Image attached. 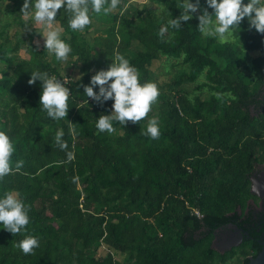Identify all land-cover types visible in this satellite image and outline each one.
Instances as JSON below:
<instances>
[{
    "label": "trees",
    "instance_id": "trees-1",
    "mask_svg": "<svg viewBox=\"0 0 264 264\" xmlns=\"http://www.w3.org/2000/svg\"><path fill=\"white\" fill-rule=\"evenodd\" d=\"M13 1L20 12L23 0ZM121 1L117 11L93 13L83 31L68 26L63 8L57 11L56 21L73 49L69 57L83 63L79 81L67 82L70 107L60 120L42 110L39 79L29 83L34 68L64 79L60 68L46 61L47 50L17 60L0 41V64L12 70L5 76L0 69V127L16 145L13 171L0 180V190H19L31 206L27 233L0 228V264H227L238 251L241 264H248L264 240V227L259 229L254 212L247 215L251 176L264 163V100L259 98L264 33L250 28L246 17L235 28L246 49L261 53L248 74L250 65L241 49L204 36L197 16L183 21L181 28L168 26L161 37L166 21L157 10L132 12ZM158 2L169 18L179 15L177 0ZM99 22L112 26L94 37ZM98 39L104 42L96 45ZM136 40L143 49L133 47ZM118 52L148 80H154L150 66L155 59L182 56L190 65L183 79L196 81L207 70V85L222 96L192 103L178 93L176 103L159 116V138L144 134L147 117L132 122L134 127L121 135L100 131L95 121L112 110L113 101L97 103L83 92V84L90 82L93 67H108L98 61ZM119 127L125 126L114 121V131ZM58 129L64 131L72 159L68 150L56 146ZM19 160L23 164L16 169ZM230 222L248 228L251 237L240 248L221 253L212 244L214 233ZM26 234L40 238L39 247L27 254L16 246ZM100 243L128 259L117 260L113 252L97 256L91 250Z\"/></svg>",
    "mask_w": 264,
    "mask_h": 264
},
{
    "label": "clouds",
    "instance_id": "clouds-1",
    "mask_svg": "<svg viewBox=\"0 0 264 264\" xmlns=\"http://www.w3.org/2000/svg\"><path fill=\"white\" fill-rule=\"evenodd\" d=\"M178 3L181 11L179 15H172L166 25L159 29L161 37L168 31V26L181 28L182 22L194 15L199 20V32L204 36L217 37L221 42L230 37L235 28H240L245 17L250 28L264 33V0H178ZM118 4L119 0H23L20 13L22 18L31 20L36 26L44 37V46L54 53L56 60L66 61L73 49L64 37L63 26L56 23L57 11L63 8L67 13L68 26L72 30L83 31L92 23L93 13H109ZM60 77L34 68L29 79V83H35L37 79L41 82L39 104L55 120L67 117L72 93L65 79L61 80ZM83 88L87 97L97 103L103 104L109 99L113 101L112 110L101 112L95 121L100 131H114V121L125 125L129 121L139 122L148 117L144 134L152 138L161 135L159 118L156 115L148 116L153 102L160 95L158 83L142 79L139 68L123 53H116L108 67L95 71ZM69 122L70 128L73 127L72 121ZM54 139L57 147L68 150L63 129L56 131ZM15 151V141L5 128L0 127V180L13 171ZM67 156L72 159L74 153L68 150ZM22 164L23 160L16 161L15 168L19 169ZM30 207L19 190H0V228L13 234L27 233ZM39 245L40 238L32 234L23 235L16 244L25 254L33 252Z\"/></svg>",
    "mask_w": 264,
    "mask_h": 264
},
{
    "label": "rangeland",
    "instance_id": "rangeland-1",
    "mask_svg": "<svg viewBox=\"0 0 264 264\" xmlns=\"http://www.w3.org/2000/svg\"><path fill=\"white\" fill-rule=\"evenodd\" d=\"M178 2V0H177ZM179 4V3H178ZM121 5L125 6V10L135 11L138 8H154L157 12L165 19L166 23L169 19V13L166 11L158 0H122ZM17 4L13 0H0V41L4 42L10 49V54L17 60H30L36 56L39 51L46 49V61L53 65H57L63 73L62 78H69L71 82H78L82 76V61H78L76 57H69L66 61L56 60L54 53H51L44 46V37L36 29V26L31 20L26 21L22 18L20 12H16ZM118 7L114 9L117 11ZM56 23L59 24L58 21ZM110 23V24H109ZM99 22L96 24V33H91L94 37L100 33L106 32L108 28L112 26L111 22ZM110 25V26H109ZM64 32V30H63ZM219 40V39H218ZM220 41V40H219ZM103 40H97L96 45L102 44ZM223 42H230L239 49L244 56L248 58V64L250 68L246 70L248 74L253 73L252 60L259 56L261 53L258 50H248L244 47V38L237 37L235 29L232 35ZM34 45L38 46L39 49L36 52ZM17 47L16 49H14ZM133 47L137 49H143V45L139 41H133ZM12 48V49H11ZM37 56H42L40 53ZM115 56V54H114ZM114 56H108L106 59H101L97 63L108 66L111 59ZM219 62H223L219 56L214 55ZM0 69L4 72L5 76H11L12 70L7 67L6 64H0ZM152 76L158 83L160 88V95L158 99L153 102L152 108L148 116L156 115L158 118L164 112L171 108L172 103H176L177 94H184L189 100L194 103L197 99L209 98L213 96L220 97L221 94H216L207 85V70H204L196 81H186L183 79L184 74L190 71V65L186 63L183 57H174L170 55H162L160 58L155 59L150 66ZM99 70L97 66L91 69V72ZM63 80V79H62ZM146 119L143 124H146ZM125 127H119L113 131L112 134L115 136L121 135L125 132L126 128H133L134 124L129 121L124 125ZM256 168H264V163H258ZM238 242H233L221 250L228 251L230 247L236 246ZM91 252L96 253L97 256H104L108 252H113L115 259L123 261L128 259L126 253L113 249L107 244L100 243L97 246H93ZM227 264H241V252L238 253L227 261Z\"/></svg>",
    "mask_w": 264,
    "mask_h": 264
},
{
    "label": "flooded vegetation",
    "instance_id": "flooded-vegetation-1",
    "mask_svg": "<svg viewBox=\"0 0 264 264\" xmlns=\"http://www.w3.org/2000/svg\"><path fill=\"white\" fill-rule=\"evenodd\" d=\"M260 99L264 100V88ZM253 197L249 198L250 208L247 209V215L249 211L254 212V217L258 223L259 229L264 227V168L258 169L255 167V170L251 176ZM263 217V219H261ZM246 219V216L241 220ZM261 219V220H260ZM247 226L246 223H244ZM238 226L239 229L236 227ZM251 234L250 230L246 227L239 226L234 222H230L225 226H221L215 233L213 238V246L221 253H227L233 249L240 248L246 240L250 239ZM233 242H238L236 246L230 247L228 251L221 250L222 248L227 247ZM251 257V255H248Z\"/></svg>",
    "mask_w": 264,
    "mask_h": 264
},
{
    "label": "water",
    "instance_id": "water-1",
    "mask_svg": "<svg viewBox=\"0 0 264 264\" xmlns=\"http://www.w3.org/2000/svg\"><path fill=\"white\" fill-rule=\"evenodd\" d=\"M254 191L252 187V192ZM238 229L239 227L236 226ZM248 264H264V240L262 241V249L261 251L255 256L252 257Z\"/></svg>",
    "mask_w": 264,
    "mask_h": 264
},
{
    "label": "built area",
    "instance_id": "built-area-1",
    "mask_svg": "<svg viewBox=\"0 0 264 264\" xmlns=\"http://www.w3.org/2000/svg\"><path fill=\"white\" fill-rule=\"evenodd\" d=\"M65 79V81H66V83L68 82V80H69V78H64ZM196 211V213L198 214V215H202L201 213H200V211L199 210H195Z\"/></svg>",
    "mask_w": 264,
    "mask_h": 264
}]
</instances>
